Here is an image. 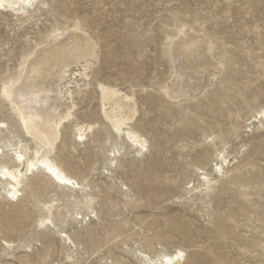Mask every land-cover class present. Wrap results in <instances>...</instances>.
Listing matches in <instances>:
<instances>
[{"label": "rangeland", "instance_id": "374dc122", "mask_svg": "<svg viewBox=\"0 0 264 264\" xmlns=\"http://www.w3.org/2000/svg\"><path fill=\"white\" fill-rule=\"evenodd\" d=\"M72 29L96 57L72 68L75 114L50 158L83 190L38 171L13 201L0 181V264H141V253L178 250L184 264H264V0H40L19 17L1 11L0 171L16 149L39 151L4 85ZM181 33L206 40L222 67L202 93L172 100ZM184 61L206 65L194 50ZM100 86L132 99L142 153L111 130Z\"/></svg>", "mask_w": 264, "mask_h": 264}, {"label": "bare ground", "instance_id": "6f19581e", "mask_svg": "<svg viewBox=\"0 0 264 264\" xmlns=\"http://www.w3.org/2000/svg\"><path fill=\"white\" fill-rule=\"evenodd\" d=\"M40 0H0V12L11 11L14 16L24 14ZM73 30V31H72ZM51 36L48 43L38 46L29 55L18 72L9 80L2 90L19 119L26 137L33 139L39 147L33 159H28L20 150L11 153L15 166H2L0 181L7 186L8 198L19 200L23 179L34 176L41 171L55 183L72 189L83 190L82 185L65 173L50 156L62 137L65 124L74 118L76 106L72 100L68 85L71 84L72 68L96 57V46L90 38L78 29ZM197 51L205 66L193 67L184 61L185 54ZM172 57L176 66L175 81L165 90L172 100L194 97L202 93L210 78H214L222 67L212 57L209 44L204 39L194 40L191 35L181 33L178 40L172 42ZM198 64V63H197ZM75 71V70H74ZM185 81L189 83L185 87ZM102 114L119 137L136 146L140 153L145 144L137 133L130 130L137 111L131 107L132 99L116 89L100 86ZM89 126L88 131H92ZM77 137H85L86 127L76 124ZM92 133V132H91ZM82 140V139H81ZM1 148V147H0ZM13 152V151H12ZM0 154L4 151L0 149ZM21 167H26L25 172ZM48 221H42L45 226ZM47 227V226H46ZM140 254V253H139ZM184 252L178 250L173 254L162 255L158 259L149 258L141 253V264H184Z\"/></svg>", "mask_w": 264, "mask_h": 264}, {"label": "snow or ice", "instance_id": "6c2138e0", "mask_svg": "<svg viewBox=\"0 0 264 264\" xmlns=\"http://www.w3.org/2000/svg\"><path fill=\"white\" fill-rule=\"evenodd\" d=\"M81 139H83V137H81ZM219 171V169H217Z\"/></svg>", "mask_w": 264, "mask_h": 264}]
</instances>
